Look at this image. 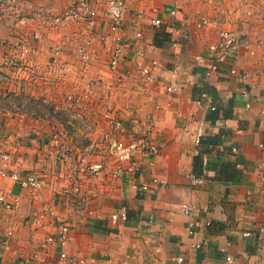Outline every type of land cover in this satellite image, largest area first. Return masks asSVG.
<instances>
[{
  "label": "crops",
  "instance_id": "0c3cea01",
  "mask_svg": "<svg viewBox=\"0 0 264 264\" xmlns=\"http://www.w3.org/2000/svg\"><path fill=\"white\" fill-rule=\"evenodd\" d=\"M72 3L25 0L19 17H0V61L18 54L14 43L25 40L34 47L30 69L37 72L32 77L30 69L5 68L0 73L1 100L10 94L30 97L60 114L57 109L67 93L83 91L92 78L113 81L109 57L99 41L90 66L77 56L78 44L90 34L87 27L70 21L50 28L40 25L34 15L39 9L58 14ZM103 4L104 0L97 3L100 33L108 31ZM171 4L172 0H130L129 7L145 15L141 45L147 60L156 59L162 66L157 80H177L181 89L168 93L162 84L144 85L134 74L133 63L122 62V70L131 74L130 91L118 94L124 117L147 121L153 138L162 145L153 172L166 184L142 198L135 186L143 180L138 174L123 178L110 191L94 183L88 200L92 213L74 209L60 194L66 181L54 173L58 163L52 138L56 127L65 134L62 142H81L72 130V116L30 114L6 108L0 101V147L11 151L7 172L25 174L45 166L53 173L39 192L0 174V196L12 205L8 209L0 203V264H36L41 258L42 264H63L61 252L80 258L82 264H264V0H178L181 22L205 18L209 24L202 30L180 29L175 36L151 24L152 18H164ZM130 19L128 14L126 20ZM35 30L42 33L36 43L32 42ZM128 31L131 36V26ZM222 31L234 35L238 44L231 50L234 57L219 64L208 78L205 72L215 62L209 46L219 43ZM171 39L179 42L176 48L170 46ZM56 45L62 46L61 60L70 64L66 76L49 66ZM199 56L205 57L204 63H198ZM232 66L247 78L232 76ZM205 92L211 95L215 111L198 104ZM246 102L251 108L244 110ZM198 127L205 135L201 154L193 156ZM192 175L203 182L193 185ZM83 186L92 188L91 181L85 180ZM183 204L195 207L192 217L182 212ZM122 207L127 220L113 222L111 215ZM35 212L43 215L40 223ZM57 216L70 225L65 245L57 241ZM191 218L194 235L188 230ZM230 254L232 261L227 259Z\"/></svg>",
  "mask_w": 264,
  "mask_h": 264
},
{
  "label": "built area",
  "instance_id": "2783aa9c",
  "mask_svg": "<svg viewBox=\"0 0 264 264\" xmlns=\"http://www.w3.org/2000/svg\"><path fill=\"white\" fill-rule=\"evenodd\" d=\"M25 0H0V13L5 17L12 18L14 15L20 16ZM101 0H73V3L62 12L55 14L50 9H39L34 15L40 25L50 28H61L70 21H75L84 25L90 30V34L85 40L78 44L76 48L78 58L90 66L94 60V46L96 41L102 44L107 53L108 66L114 73L113 81L105 82L100 78H92L87 83L83 91L69 92L65 95L63 104L58 106L57 111L60 115L64 112L70 114L72 130L77 140L65 143L60 140L65 136L64 132L54 127L52 135L54 142V157L58 163L55 175L60 176L66 181L60 194L66 198L68 206L82 210L91 214L88 200L94 183L104 186L111 190L123 178H136V175L143 176V180L135 183L137 192L142 198H147L155 194L160 186L166 184L158 175L153 172L156 160L161 154L162 145L152 136L151 129L146 122H141L134 117V112L129 111L132 118L126 119L123 115V107L118 100V94L124 89L128 93L130 89L127 83L131 79V74H127L121 68V63H133L134 74L143 82L144 85L158 83L164 85L166 92L173 93L181 89L177 80L160 78L157 80L158 69L162 66L156 59L147 60L145 48L141 45L144 40L142 23L145 15L141 11H131L129 0H104V15L107 22L108 31L100 33L96 30L99 10L97 3ZM130 14V21L126 16ZM181 7L178 0H172V4L164 18H152L151 24L155 28H164L165 31L175 36L180 29L191 31L192 28L202 30L209 24L205 18L194 19L185 18L181 22ZM133 29L129 35L128 27ZM220 41L209 46V52L214 56L215 62L206 70V77L218 70L219 64L225 63L230 56L234 57L238 39L229 32L220 33ZM42 39V33L35 30L32 34V42L36 43ZM179 45L177 40H170V46L176 48ZM18 54L4 56L0 61V73L6 68L10 71L30 69V56L34 47L30 42L19 40L13 46ZM50 65L56 68L63 76L67 75L70 64L66 60H61L63 49L61 45H56L51 50ZM205 57H197L198 63H204ZM31 75H37L36 69H30ZM3 74V73H2ZM232 76L241 80L247 78L245 72H240L237 67L232 66L230 70ZM247 96V94H246ZM199 105L206 106L210 111H215L217 107L213 104L211 95L203 93L197 101ZM244 110L251 108L250 102L243 106ZM243 109H239L241 112ZM205 131L198 127L194 136L193 156L201 154ZM233 153H237V148H232ZM11 158V151L0 147V174L10 175L22 188L33 192H39L45 188L53 175L45 166L37 171H28L25 174L14 172L9 174L6 166ZM207 166L208 160H203ZM85 180H90L92 188L84 187ZM203 178L192 175L191 183L197 185L203 182ZM97 196L98 193L94 192ZM0 203L8 209L12 205L6 200L5 195L0 196ZM195 207L191 204H183L182 212L192 217ZM36 222L40 223L43 216L34 213ZM128 213L125 207L120 208L111 215L113 222L125 221ZM58 224V239L61 245H65L69 239L70 225L66 219L56 218ZM210 224V222H208ZM188 230L191 235L196 233L195 222L190 220ZM50 238L49 241H55ZM196 244V248H200ZM59 258L63 264H82L83 261L75 256H70L66 252H61ZM228 261L233 260V255L228 256ZM43 258L38 259L36 264H42ZM180 261V260H179ZM2 264H12L5 262ZM17 264H32L30 261L19 262Z\"/></svg>",
  "mask_w": 264,
  "mask_h": 264
},
{
  "label": "rangeland",
  "instance_id": "374dc122",
  "mask_svg": "<svg viewBox=\"0 0 264 264\" xmlns=\"http://www.w3.org/2000/svg\"><path fill=\"white\" fill-rule=\"evenodd\" d=\"M130 2V0H129ZM3 16L1 13H0V17ZM4 18V16H3ZM9 18V17H8ZM1 103L3 104L4 107L6 108H9V109H21L23 111H25L26 109H34L32 111H34L36 114H43L45 113V109L44 108H41V106H36L34 104H31L28 100L26 99H15V97L13 96H7L5 99L1 100ZM30 115V114H29ZM61 118V117H59Z\"/></svg>",
  "mask_w": 264,
  "mask_h": 264
},
{
  "label": "trees",
  "instance_id": "16d2710c",
  "mask_svg": "<svg viewBox=\"0 0 264 264\" xmlns=\"http://www.w3.org/2000/svg\"><path fill=\"white\" fill-rule=\"evenodd\" d=\"M9 96H13V97H15V99H23L24 98V99L28 100L31 104H34L36 106H41V108H44L46 110L45 113H49L51 115H56L57 117H62V115H60L59 113H54L53 107H51V105H49V104L43 103L42 100H36V99L30 98V97H25V96H23V97L14 96L13 94H10ZM32 110H34V109H29V110L26 109L25 112L30 113V114L40 115V114H36ZM45 113H43V114H45Z\"/></svg>",
  "mask_w": 264,
  "mask_h": 264
}]
</instances>
